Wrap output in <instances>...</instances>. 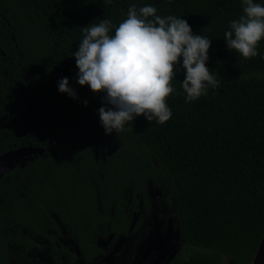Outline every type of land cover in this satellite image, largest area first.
Returning a JSON list of instances; mask_svg holds the SVG:
<instances>
[{
	"label": "trees",
	"instance_id": "obj_1",
	"mask_svg": "<svg viewBox=\"0 0 264 264\" xmlns=\"http://www.w3.org/2000/svg\"><path fill=\"white\" fill-rule=\"evenodd\" d=\"M132 5L208 37L206 66L222 87L186 103L181 59L171 118L141 115L106 134L99 109L112 105L78 84L72 54L83 27L118 26ZM243 8V0H0V155L45 151L0 179V264H95L101 241L129 239L144 225L154 205L148 183L157 208L175 211L182 251L167 264H226V256L253 264L264 237V40L244 59L224 39ZM65 77L76 98L58 90Z\"/></svg>",
	"mask_w": 264,
	"mask_h": 264
},
{
	"label": "clouds",
	"instance_id": "obj_2",
	"mask_svg": "<svg viewBox=\"0 0 264 264\" xmlns=\"http://www.w3.org/2000/svg\"><path fill=\"white\" fill-rule=\"evenodd\" d=\"M243 4L244 15L230 22L224 39L228 49L251 59L259 55L257 48L264 40V4L254 0ZM90 25L83 27L84 37L72 55L79 69L78 84L105 93L106 103L112 105L99 109L106 134L123 131L141 115L149 122L166 123L172 116L167 98L175 92L172 82L181 59L186 103L206 95L209 87H222V80L206 66L211 40L194 34L184 19L161 17L154 6L137 10L132 5L118 26L108 19ZM58 90L76 98L66 77L58 82Z\"/></svg>",
	"mask_w": 264,
	"mask_h": 264
},
{
	"label": "rangeland",
	"instance_id": "obj_3",
	"mask_svg": "<svg viewBox=\"0 0 264 264\" xmlns=\"http://www.w3.org/2000/svg\"><path fill=\"white\" fill-rule=\"evenodd\" d=\"M90 143L92 145V149L94 152V155L96 158L102 157V151L99 148L98 141L96 138L93 136L92 133H90L89 136ZM147 193L149 197L153 200V209L151 211V214H149L146 217L145 225L142 227V231L139 235V240L137 239L136 246L134 248V254H136V248L138 246H141L144 241H146L150 235L152 234L153 238L157 236H163V234H167L168 238L174 239L177 241L179 235H178V230H177V223H176V218L174 214V207L173 209H168L166 212H161L157 208V201L154 197V190L152 188L151 183L147 184ZM163 214V215H162ZM143 216H146V214H143ZM167 238V237H166ZM134 239V238H132ZM107 241H102V244L105 245ZM127 246L129 247V250H132L133 248V242L128 241ZM153 249V253L150 256V261L148 264H155V261H158L159 263L163 262L166 263L167 261H170L171 257L174 255L173 248L168 246V240H166L161 248L155 243ZM177 248V247H176ZM175 250V249H174ZM111 258V253L109 254L107 259ZM226 264H235V260L231 258L230 256H226ZM106 260V259H105Z\"/></svg>",
	"mask_w": 264,
	"mask_h": 264
},
{
	"label": "flooded vegetation",
	"instance_id": "obj_4",
	"mask_svg": "<svg viewBox=\"0 0 264 264\" xmlns=\"http://www.w3.org/2000/svg\"><path fill=\"white\" fill-rule=\"evenodd\" d=\"M95 158H96V156H95ZM101 158H103V156L100 157V158H96V159L98 160V159H101ZM167 210L168 209H166V211ZM144 214H146V213H144ZM142 216H143V214H142ZM147 216L148 215L146 214V216L144 218L145 221H146V217ZM144 225H145V222H144ZM144 225L142 227H144ZM142 227L139 229L138 232H135V234L133 232H131L132 235H131V237L129 239H126V238H123V237H118L117 238L114 235H112V236L110 235L104 240V241H107V243L105 245H103L102 241H101V247L103 248V254L99 255V257H98V259H97L95 264H148V262L150 261L149 258L152 255V253L154 252L153 251V249H154L153 245L155 243H157L159 248H161L166 240H168V246L172 247L173 248V252H174V255L170 259H172L176 254H178V253H180L182 251V249L180 247V243H179L180 237H178L177 241H175L174 239L168 238V236H167L168 233L167 234H163V236L162 235L161 236H157L155 238H153L152 234L150 233L148 239L146 241H144V243L141 245V246H143L150 239L151 242H150L149 246L147 248L143 249V251L141 252V255L139 254L140 253L139 249H140L141 246H138L136 248V251H135L137 256H135L134 248L137 245L136 244L137 239L138 240L140 239L139 235H140V233L142 231ZM133 228L134 227H132L131 231H133ZM64 234L66 235V233H64ZM178 235H179V233H178ZM132 238H134V239H132ZM135 238H137L136 242H134ZM60 239L61 238H59V240ZM128 241L133 242L132 250H129L130 246H127ZM70 245H73V242H71ZM16 251H19V250H16ZM58 253L61 254L60 257L62 259H69L67 255H63L60 251H58ZM110 253H111V258L107 259ZM147 254L149 256L148 259H143L142 256L143 255L145 256ZM168 262L169 261H167L166 263H163V262L159 263L158 261H155V264H167ZM13 264H16V261Z\"/></svg>",
	"mask_w": 264,
	"mask_h": 264
},
{
	"label": "water",
	"instance_id": "obj_5",
	"mask_svg": "<svg viewBox=\"0 0 264 264\" xmlns=\"http://www.w3.org/2000/svg\"><path fill=\"white\" fill-rule=\"evenodd\" d=\"M25 109L28 110L33 116L36 117H47V114H42L35 109V107L32 104H28L25 106ZM52 115H60L56 111L51 112ZM45 151L41 148H35L33 146L29 147H22L17 150L9 151L3 155H0V179L5 176V174L11 172L15 169L16 163L26 157L29 156H36V155H43ZM151 240L140 247L139 254L141 255V252L143 249L147 248L150 244ZM143 259H148V254L142 256ZM253 264H264V237L259 245L257 254L255 256V259L253 261Z\"/></svg>",
	"mask_w": 264,
	"mask_h": 264
}]
</instances>
